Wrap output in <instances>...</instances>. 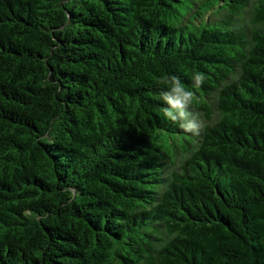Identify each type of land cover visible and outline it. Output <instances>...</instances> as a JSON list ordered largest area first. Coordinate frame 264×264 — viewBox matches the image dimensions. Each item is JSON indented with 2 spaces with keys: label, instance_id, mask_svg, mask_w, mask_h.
I'll return each instance as SVG.
<instances>
[{
  "label": "trees",
  "instance_id": "obj_1",
  "mask_svg": "<svg viewBox=\"0 0 264 264\" xmlns=\"http://www.w3.org/2000/svg\"><path fill=\"white\" fill-rule=\"evenodd\" d=\"M0 264H264V0H0Z\"/></svg>",
  "mask_w": 264,
  "mask_h": 264
},
{
  "label": "clouds",
  "instance_id": "obj_2",
  "mask_svg": "<svg viewBox=\"0 0 264 264\" xmlns=\"http://www.w3.org/2000/svg\"><path fill=\"white\" fill-rule=\"evenodd\" d=\"M205 79V74L195 73L193 87H200ZM158 82L167 88L160 94V99L166 103V107L162 109L165 119L178 123L183 131L198 136L204 127V123L199 114L190 110L193 101L196 99L194 92L186 90L176 75L164 76Z\"/></svg>",
  "mask_w": 264,
  "mask_h": 264
}]
</instances>
